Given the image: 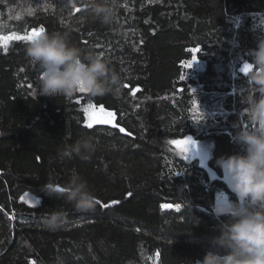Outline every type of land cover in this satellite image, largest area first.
I'll return each instance as SVG.
<instances>
[{"label": "trees", "instance_id": "1", "mask_svg": "<svg viewBox=\"0 0 264 264\" xmlns=\"http://www.w3.org/2000/svg\"><path fill=\"white\" fill-rule=\"evenodd\" d=\"M118 4L114 21L104 24L86 0H31L27 15L20 0H0L1 35L67 33L122 81L118 95L40 96L41 70L26 55L29 42L0 47V264H55L57 256L66 264H196L219 235L212 210L218 195L236 198L216 161L241 151L236 133L251 127L243 68L264 36V0ZM194 56L204 63L196 75L184 66ZM195 87L207 95L203 103L216 100L225 113H199ZM79 99L113 111L126 131L89 128ZM82 137L92 138L91 152L62 155ZM187 137L213 141L207 163L173 151L170 141ZM74 173L95 192V211L76 212L58 190ZM25 193L40 203H26ZM54 210L64 214L57 226L49 223Z\"/></svg>", "mask_w": 264, "mask_h": 264}, {"label": "clouds", "instance_id": "2", "mask_svg": "<svg viewBox=\"0 0 264 264\" xmlns=\"http://www.w3.org/2000/svg\"><path fill=\"white\" fill-rule=\"evenodd\" d=\"M20 5L23 14H30L31 0H20ZM86 6L95 19L111 24L119 4L118 0H86ZM26 55L41 70L40 96L73 97L82 90L103 96L118 95L121 91V77L109 62L94 52L85 53L71 43L67 33L42 32L29 41ZM251 55L246 74L252 91L243 97L251 127H241L236 133L235 140L241 151L222 155L216 161L236 198H221L213 204V213L219 220V235L196 264H264V36ZM92 150V138L82 137L62 155L71 157ZM63 192L76 212L95 211L98 198L78 174H73ZM63 215L62 211L54 210L49 223L57 226ZM55 264H66V261L57 256Z\"/></svg>", "mask_w": 264, "mask_h": 264}, {"label": "rangeland", "instance_id": "3", "mask_svg": "<svg viewBox=\"0 0 264 264\" xmlns=\"http://www.w3.org/2000/svg\"><path fill=\"white\" fill-rule=\"evenodd\" d=\"M32 32V31H31ZM31 32H29L28 34L26 35H29L31 34ZM10 35H13V34H6V35H1L0 36H10ZM17 35V34H16ZM192 70L194 73L195 72V75L198 73V72H201L204 70V63H202L199 59L198 61H196L193 66L191 68H189V71ZM194 92L195 93H198L197 95V98H196V105L198 104L199 105V108L197 109V111L199 113L201 112H204L208 117H213L214 115L213 114H216L218 112H223L225 113L224 111V107L222 105V103H219V104H216V100L212 101L210 105H207L205 103H203V101H201V99L207 95H204L203 94V89L200 88V87H195L194 88ZM207 94V92H206ZM211 97H213V94L210 95ZM79 102H81V107L83 108L85 114H86V124H88V121H89V112L93 113V116H99V115H102L100 113V107L101 106H96L94 103L90 102V101H84L83 99H79L78 100ZM94 105L95 108L94 109H89L88 112L85 111V109L87 108L88 105ZM216 104V105H215ZM211 108V112H209L207 109L208 108ZM105 109V108H104ZM107 111H110L108 109H105V112ZM113 112V111H111ZM202 116V115H200ZM207 121V119H206ZM115 122H116V116H115ZM96 125V124H94ZM192 140L194 141V143L190 144L188 146V152H181L180 148L177 147L176 145H173V151L178 154V155H181L183 157H187V159H199L201 162L203 163H207V161L211 158L212 156V153H213V148H214V143L213 141L211 140H205V141H196L193 137H191ZM223 194V193H222ZM225 194V193H224ZM227 196V195H226ZM225 196V197H226ZM23 200L30 204V205H37L40 203L41 199L40 197H36L33 193H25L23 195ZM219 199H221V195H219ZM153 264H158L157 263V260H153Z\"/></svg>", "mask_w": 264, "mask_h": 264}, {"label": "snow or ice", "instance_id": "4", "mask_svg": "<svg viewBox=\"0 0 264 264\" xmlns=\"http://www.w3.org/2000/svg\"><path fill=\"white\" fill-rule=\"evenodd\" d=\"M74 6V5H73ZM34 10L31 9L30 10V14L33 12ZM76 11L79 12L80 9L79 8H76ZM19 18V17H17ZM42 32H44V29L43 28H40L39 30L37 29H33L31 34L29 35H16V34H13V35H10V36H0V47H3V50L5 52L8 51V42H10L11 40H17V41H31L35 36H38L39 34H41ZM190 52H195L197 54H199V52L201 51L199 48H194V49H190L189 50ZM197 60V58L194 56L191 60V62H188L186 64H184L185 67L187 68H191L194 64V62ZM250 65L248 64H245L244 65V68H243V71L245 73H247L248 69H249ZM181 80H184L185 77L182 75L180 77ZM195 91V90H193ZM81 93H87L85 90H82ZM135 94V93H133ZM197 108H199V105L197 104L196 105ZM95 106L94 105H88L87 108L85 109L86 112L89 111V109H94ZM100 113L102 115H99V116H93V113L89 112V121H88V124L87 126L89 128H92L94 124L96 125H111L112 127L114 128H119V131L120 132H125L126 130L122 127L119 126V124L115 123V116L116 114L114 112H111V111H107L105 112V109L103 106L100 107ZM127 135L131 136L132 133L131 132H128ZM171 144L173 145H176L177 147L180 148L181 152H188V146L192 143H194V141L192 140L191 137H187L186 139H183V140H172L170 141ZM185 159H187V157L185 156ZM51 187V186H50ZM59 191L63 192L64 191V188H59L58 189ZM129 196H131L132 194L129 193L128 194ZM119 201H116V200H113L112 201V204H118ZM103 207L105 208H108L109 205L108 204H104ZM162 207L164 209H170V208H175L176 211H179L180 208H181V205L180 204H174V205H171V204H164L162 205ZM139 229H137L138 231ZM159 255V253H157V256ZM32 264H35V261L32 262Z\"/></svg>", "mask_w": 264, "mask_h": 264}, {"label": "crops", "instance_id": "5", "mask_svg": "<svg viewBox=\"0 0 264 264\" xmlns=\"http://www.w3.org/2000/svg\"><path fill=\"white\" fill-rule=\"evenodd\" d=\"M219 195H221V198H227L226 194H224V193H223V194L221 193V194H219ZM219 195H218V197H217V200H219ZM225 196H226V197H225Z\"/></svg>", "mask_w": 264, "mask_h": 264}]
</instances>
